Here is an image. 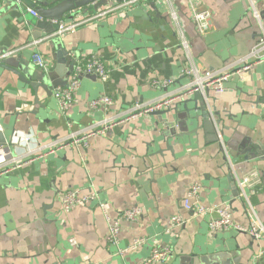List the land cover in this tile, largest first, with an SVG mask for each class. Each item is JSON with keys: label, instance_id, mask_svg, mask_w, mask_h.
<instances>
[{"label": "crops", "instance_id": "crops-1", "mask_svg": "<svg viewBox=\"0 0 264 264\" xmlns=\"http://www.w3.org/2000/svg\"><path fill=\"white\" fill-rule=\"evenodd\" d=\"M192 8L210 11L205 33L192 21ZM103 10H79L62 20ZM33 16L21 4L0 3L1 55L15 51L10 56L24 58L33 69L53 71L59 63L51 38L58 23L51 34L38 32L30 24ZM57 37L71 51L72 65L65 70L66 83L49 92L20 81L0 59V141H6L0 147L7 146L20 162L7 173L0 169V264H137L153 247L170 250L165 264H264V238L235 229L211 231L215 211L197 217L182 205L197 183L201 204L229 203L234 222L246 227L249 202L264 225V60L232 75L221 94L186 95L162 113L112 124L81 143L70 139L116 121L136 102L177 92L186 82L182 38L201 73L239 61L264 38V0H139ZM36 39L42 41L30 45ZM34 53L47 59L46 69L36 66ZM90 56L104 63L107 78L81 73L75 100L62 107L56 91L68 86L76 60L83 63ZM163 78L174 82L152 86V80ZM100 96L113 104L91 108ZM22 135L33 142L21 146L16 141ZM54 140L66 146L51 153L34 148ZM246 176L248 202L239 197L238 185ZM68 190L97 198L64 211ZM98 202L105 203L111 218L131 208L142 211L137 221L119 220L117 244L107 241ZM174 215L184 223L168 230ZM136 238L144 243L119 253Z\"/></svg>", "mask_w": 264, "mask_h": 264}, {"label": "built area", "instance_id": "built-area-1", "mask_svg": "<svg viewBox=\"0 0 264 264\" xmlns=\"http://www.w3.org/2000/svg\"><path fill=\"white\" fill-rule=\"evenodd\" d=\"M2 4H6L7 2H17L18 0H0ZM107 1H115V0H107ZM136 1L139 0H120L111 7H105L107 10L97 11L91 15H88L84 18L80 19H71L69 21L62 20L58 22L57 30L55 31V36H61L65 33L73 32L77 29L80 25L92 22L97 20L98 18L113 12L117 9H120L124 6H129L134 4ZM29 12L35 16L34 11L29 10ZM255 15L257 13L255 11ZM174 19L176 18V14L172 13L171 15ZM191 19L195 23L199 33H205L209 26L211 20V13L207 9H191ZM42 41V39H36L30 43V45L37 44L38 42ZM180 44L186 51V65L182 67V74L186 76V82L181 86V88L174 92L171 95L165 96L163 98H159L150 102H142V103H135L130 109L126 112L120 113L116 121H111V123L102 124L97 129H90L87 135H83L80 138H75V136L70 137L71 142L73 143H81L87 136H94L98 134H104L106 130L112 124H117L119 122L136 119L138 117L144 116L146 114L168 109L174 103L184 97L186 95H193L196 92L201 93L204 97L206 95V91L212 90L216 94H221L224 91V83L234 74L241 72L248 71L254 63H259L264 60V38L258 44H256L247 55L239 59V61L223 67L217 70H209L204 72H199L196 65L193 63L190 54H189V45L188 41L185 38H182ZM15 51H8L7 53H3L0 55V59L13 55ZM33 62L36 64L38 68L46 69L48 65V61L39 53H34L32 56ZM81 73L84 74H94L99 77L101 80H105L108 75V69L104 65V63L96 56H90L84 60L83 63H80L76 60L74 63V71L72 73L70 82L68 86L64 89L56 91L55 97L58 100V103L64 107L72 101L75 100L74 93L76 89L79 87V75ZM174 82L173 78H163V79H154L151 81L152 86L154 87H167L168 85ZM113 101L108 96H100L93 99L89 106L91 108H97L98 106H111ZM264 117V112H263ZM213 119V117H212ZM217 127V126H216ZM216 129V134L218 140L221 139L219 135V130ZM1 130V126H0ZM17 143L21 144V146H27L29 143L33 142L32 138L29 135H22L19 136ZM86 144V142H84ZM58 146H66V142L54 140L47 145L36 146L35 149L38 152H48L51 153L56 147ZM11 152L7 146L0 147V169L1 173H7L10 171L14 166L20 164L19 159H15L10 156ZM249 177H243L242 179L238 180V185L240 188L239 197L243 200L247 201V197L244 194L243 186L249 181ZM199 191L200 186L197 183L192 184L187 193L185 198L183 199V207L187 210H192L195 216H206L211 214V212H216L217 216L211 219L208 222V227L211 231H223L228 229H235L239 232H245L249 234L253 239L260 240L264 238V225L258 219L256 213L254 212L253 208L251 207L250 203L248 202V206L246 209V215L249 219V224L246 227L240 226L239 224L235 223L232 219L231 215V206L227 202H223L219 205L213 206H206L200 203L199 201ZM96 194L93 192L82 194L78 190H68L62 197L63 209L64 211H69L75 206L79 205H86L89 202L95 200ZM99 207L101 208L105 220L107 222V241L111 244H117L118 241V234H119V220L121 218L137 221L141 215V209L131 208L125 210L121 213L120 217L118 218H111L105 208L104 202H98ZM184 223L182 218L178 215H174L171 217L168 230L174 229V227ZM71 244H75L76 241L73 238L69 239ZM144 243V239L136 238L134 239L128 247L125 249H120V254H125L128 251H132L137 249ZM170 256V250L168 248H160V247H153L151 250L150 255L144 259L143 261L137 264H165L167 259Z\"/></svg>", "mask_w": 264, "mask_h": 264}, {"label": "water", "instance_id": "water-1", "mask_svg": "<svg viewBox=\"0 0 264 264\" xmlns=\"http://www.w3.org/2000/svg\"><path fill=\"white\" fill-rule=\"evenodd\" d=\"M118 1L120 0H18L14 3L9 1L5 5L21 4L26 7L28 11H34L35 16L31 19L30 24L33 25V28H35L38 32L51 34L56 29V23L62 20V18L68 13L78 12L79 10L93 12L100 7H111ZM0 3L2 2L0 1ZM51 43L54 48L53 58L59 63L53 71H50V69H33L31 65L20 56H8L2 58L3 61H5V64H3L2 67L14 73L20 81L28 84L34 90L42 88L44 90H48L49 92L51 87L65 82L63 80L65 70H69L70 65H72V59L70 57L71 51L66 49L63 42L57 36H53V38H51ZM57 77L60 78L59 81ZM194 95L196 98L203 96L199 92L194 93ZM155 113H162V111ZM208 116L209 118L211 117L209 113ZM210 121L214 126L218 125V122L212 118H210ZM0 143L5 144V139L0 141Z\"/></svg>", "mask_w": 264, "mask_h": 264}]
</instances>
